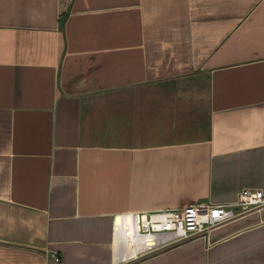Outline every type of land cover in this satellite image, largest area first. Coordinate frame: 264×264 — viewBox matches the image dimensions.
Instances as JSON below:
<instances>
[{"label":"crops","instance_id":"0c3cea01","mask_svg":"<svg viewBox=\"0 0 264 264\" xmlns=\"http://www.w3.org/2000/svg\"><path fill=\"white\" fill-rule=\"evenodd\" d=\"M244 188L264 0H0V264H264V205L150 250L125 231Z\"/></svg>","mask_w":264,"mask_h":264},{"label":"built area","instance_id":"2783aa9c","mask_svg":"<svg viewBox=\"0 0 264 264\" xmlns=\"http://www.w3.org/2000/svg\"><path fill=\"white\" fill-rule=\"evenodd\" d=\"M245 210L264 205V191L244 188L232 202L197 201L178 208L151 212H133L129 217L130 238L137 239L143 248L150 250L172 245L198 236H206L211 230L236 217L233 206ZM131 221V223H130ZM54 259L60 257L53 254Z\"/></svg>","mask_w":264,"mask_h":264},{"label":"bare ground","instance_id":"6f19581e","mask_svg":"<svg viewBox=\"0 0 264 264\" xmlns=\"http://www.w3.org/2000/svg\"><path fill=\"white\" fill-rule=\"evenodd\" d=\"M130 223H131V221H130ZM121 225V224H120ZM131 224H129V223H127V226H126V228H125V231H128L129 232V226H130ZM122 228V227H121ZM118 233H120V229H119V232Z\"/></svg>","mask_w":264,"mask_h":264}]
</instances>
